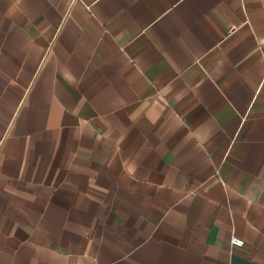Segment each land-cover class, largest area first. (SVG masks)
<instances>
[{"label": "crops", "instance_id": "obj_1", "mask_svg": "<svg viewBox=\"0 0 264 264\" xmlns=\"http://www.w3.org/2000/svg\"><path fill=\"white\" fill-rule=\"evenodd\" d=\"M0 264H264V0H0Z\"/></svg>", "mask_w": 264, "mask_h": 264}, {"label": "built area", "instance_id": "obj_2", "mask_svg": "<svg viewBox=\"0 0 264 264\" xmlns=\"http://www.w3.org/2000/svg\"><path fill=\"white\" fill-rule=\"evenodd\" d=\"M231 243L234 245V246H237V247H240L244 244V240L240 237H237L235 235H232L231 236Z\"/></svg>", "mask_w": 264, "mask_h": 264}]
</instances>
